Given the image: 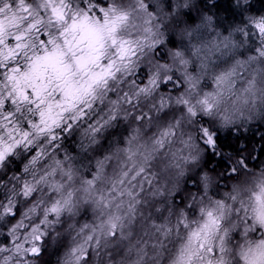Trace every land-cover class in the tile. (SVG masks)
Instances as JSON below:
<instances>
[{
	"label": "clouds",
	"instance_id": "9594fccd",
	"mask_svg": "<svg viewBox=\"0 0 264 264\" xmlns=\"http://www.w3.org/2000/svg\"><path fill=\"white\" fill-rule=\"evenodd\" d=\"M0 264H264V0H0Z\"/></svg>",
	"mask_w": 264,
	"mask_h": 264
}]
</instances>
